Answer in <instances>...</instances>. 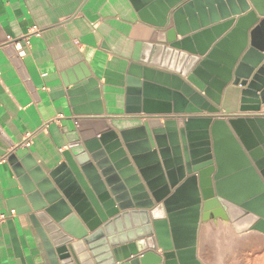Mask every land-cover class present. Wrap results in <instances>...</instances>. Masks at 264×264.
Listing matches in <instances>:
<instances>
[{"label": "water", "instance_id": "95a60500", "mask_svg": "<svg viewBox=\"0 0 264 264\" xmlns=\"http://www.w3.org/2000/svg\"><path fill=\"white\" fill-rule=\"evenodd\" d=\"M158 3L166 40L145 46L142 60H136L161 65L162 51H184L190 68L181 76L190 85L175 81L173 88L188 101L160 91L174 108L150 102L153 70L145 67L143 111L128 106L126 111L172 115L105 134L102 151L87 152L73 135L64 162L49 173L29 157L23 166L9 157L24 193L15 208L10 203L9 216L14 209L30 221L49 264H201L196 256L200 223L219 216L238 231L264 234V117L255 115L264 106V5L261 0ZM233 38L239 45L222 54ZM195 63L199 66L190 74ZM230 84L243 88L241 112L253 116L215 121ZM153 119L162 122L155 126Z\"/></svg>", "mask_w": 264, "mask_h": 264}, {"label": "crops", "instance_id": "0c3cea01", "mask_svg": "<svg viewBox=\"0 0 264 264\" xmlns=\"http://www.w3.org/2000/svg\"><path fill=\"white\" fill-rule=\"evenodd\" d=\"M161 4L158 0H0V264H49L30 221L17 217L14 209L9 216L10 203L13 207L24 196L10 156L21 165L29 157L31 164L49 173L64 162L73 135L87 152L102 151L105 134L133 131L149 117L172 115L142 112L145 67L153 70L150 102L174 108L172 101L159 97L160 91L178 93L188 101L173 88L175 81L190 85L181 76L190 68L184 51H175L178 55L162 51L161 65L139 61L145 46L166 40L157 17ZM229 41L222 54L230 55L239 45L237 38ZM192 56L204 60L207 55ZM198 66L195 63L190 74ZM242 90L232 84L224 89L215 121L253 116L241 112ZM97 92L99 97L93 98ZM127 106L142 111L128 113ZM156 119L149 121L160 125L162 120ZM29 133L26 148L22 144ZM196 256L201 264H264V234L238 231L221 216L202 220Z\"/></svg>", "mask_w": 264, "mask_h": 264}, {"label": "built area", "instance_id": "2783aa9c", "mask_svg": "<svg viewBox=\"0 0 264 264\" xmlns=\"http://www.w3.org/2000/svg\"><path fill=\"white\" fill-rule=\"evenodd\" d=\"M34 32L39 35L40 34V30L37 29V28H34ZM255 115L257 116H261V117H264V106L261 108V110L258 112V113H255ZM32 137V135L29 133V134H26L25 136V140L22 144L23 147H26L28 148L30 146V138Z\"/></svg>", "mask_w": 264, "mask_h": 264}]
</instances>
